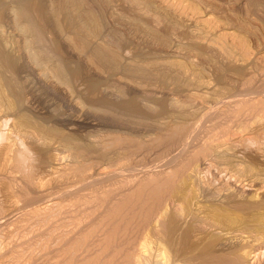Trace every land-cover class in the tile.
<instances>
[{
  "label": "rangeland",
  "instance_id": "1",
  "mask_svg": "<svg viewBox=\"0 0 264 264\" xmlns=\"http://www.w3.org/2000/svg\"><path fill=\"white\" fill-rule=\"evenodd\" d=\"M150 262L264 264V0H0V264Z\"/></svg>",
  "mask_w": 264,
  "mask_h": 264
},
{
  "label": "bare ground",
  "instance_id": "2",
  "mask_svg": "<svg viewBox=\"0 0 264 264\" xmlns=\"http://www.w3.org/2000/svg\"><path fill=\"white\" fill-rule=\"evenodd\" d=\"M30 16V15H29ZM16 19H17V22L21 21L22 23V29H23V32L24 34H27L28 36H33V38H39V34L35 31V28H33V24L30 23V19L26 13V11L24 9H19L17 10L16 12ZM32 22V21H31ZM21 25V24H20ZM42 32V31H41ZM40 55V54H39ZM38 55V56H39ZM36 56V55H35ZM41 58V57H39ZM42 60V59H41ZM56 69L54 70V73L56 74V76L59 78V79H64L65 76H64V72L62 71L63 69L58 68L57 66L55 67ZM163 254V253H162ZM161 254V255H162ZM158 255V254H157ZM170 258V257H169ZM227 259V258H226ZM154 260V259H153ZM152 260V261H153ZM205 260V259H204ZM164 261V260H163ZM224 261V260H223ZM155 262V261H154ZM225 262V261H224ZM229 262V261H228ZM152 264H154L153 262H150ZM207 263V262H206ZM214 263V262H213ZM156 264V263H155ZM209 264V263H208ZM215 264V263H214Z\"/></svg>",
  "mask_w": 264,
  "mask_h": 264
}]
</instances>
